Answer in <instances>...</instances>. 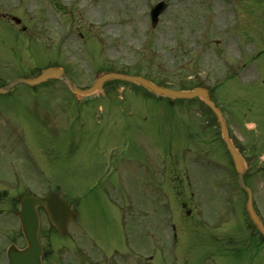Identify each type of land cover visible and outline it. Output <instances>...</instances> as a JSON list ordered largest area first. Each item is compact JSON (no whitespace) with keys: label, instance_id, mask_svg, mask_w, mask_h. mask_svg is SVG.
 I'll return each mask as SVG.
<instances>
[{"label":"rangeland","instance_id":"rangeland-1","mask_svg":"<svg viewBox=\"0 0 264 264\" xmlns=\"http://www.w3.org/2000/svg\"><path fill=\"white\" fill-rule=\"evenodd\" d=\"M158 1L0 0V13L22 19L20 25L0 20V87L30 78L49 64L64 66L82 87L112 66L138 71L177 89L202 81L211 86L214 71L229 62L237 64L242 51L241 56H249L264 48V0H165L167 9L153 29L149 12ZM236 20L240 25L235 27ZM102 93L105 96L85 103L63 83L51 81L35 87L20 83L0 94V161L3 151L26 147L25 165H36L39 175L48 179L29 182L26 190L40 196L58 192L77 211L67 237L53 231L41 211L40 236L48 264L73 262L72 258L83 257L84 250L97 248L102 252L98 259L117 250L129 258L128 263L134 262L130 251L137 248L138 264H264V251L255 262L237 230L236 217L243 214L246 195L236 179L219 190L205 185L207 194L216 197L208 198L201 210L207 217L217 215V226H204L196 216L187 218L171 187L169 209L163 212V185L152 180L153 175L162 178L163 157L155 147L166 141L157 130L149 137L135 130L134 123L125 122L132 119L120 107L132 104L149 121L165 119L168 113H189L167 112L166 97L141 87L112 82ZM258 100L264 104V95ZM174 139L180 144L181 137ZM219 154L225 157L223 149ZM255 172L245 183L264 210V175L253 180L260 175ZM15 187L4 201L8 212L0 214V220L7 222L9 237L23 244ZM157 193L159 200L153 196ZM139 201L146 204L140 205L132 221L129 209L138 210ZM172 223L178 226L176 242L169 234ZM131 225L137 226L138 238ZM225 227L234 231L232 238H227ZM149 241L154 250L146 249Z\"/></svg>","mask_w":264,"mask_h":264},{"label":"flooded vegetation","instance_id":"flooded-vegetation-1","mask_svg":"<svg viewBox=\"0 0 264 264\" xmlns=\"http://www.w3.org/2000/svg\"><path fill=\"white\" fill-rule=\"evenodd\" d=\"M5 19V15H2ZM247 63L235 67L234 63L221 67L212 74L213 84L210 88L211 96L215 104L223 111L228 134L236 147L245 158L249 170H264V104L258 100V96L264 95V51L257 52L250 57L247 55ZM251 64L252 67L247 66ZM198 114L195 118L184 115L169 116L162 121L151 120L142 115V120L136 123L139 132L149 134L150 127L155 125L157 130L164 134L165 145L162 146L163 177H154L153 180L162 182L163 186L170 187L179 196L182 205H186V212L192 213V206L196 208L197 196L204 185L218 183V170L232 168L233 161L229 157L226 145L221 137L218 119L215 115L207 112L205 105L198 100ZM183 104L169 103L171 110L189 111ZM204 111V112H203ZM55 121L50 120V124ZM56 124V123H55ZM53 126V124H51ZM181 137L177 144L175 137ZM20 151H3L0 161V214L8 212L6 208L7 198L10 199L12 186H24L30 183H42L47 180L39 177L35 169L25 165V147ZM225 157L220 155L222 150ZM211 178V182H207ZM155 183V182H154ZM7 186V187H4ZM3 187V188H2ZM169 191H164L163 196H169ZM189 214V215H190ZM2 217V216H1ZM264 220V217L261 216ZM7 222L0 220V264L7 262L6 248L9 243L10 228ZM245 243L250 251L252 259L256 262L261 253V238L252 228L246 224ZM7 245V246H6ZM148 246L154 250L153 241ZM149 249V247H148ZM150 250V249H149ZM117 254V250H115ZM89 261V262H88ZM85 264H90L88 260ZM123 259L113 258L104 264H122Z\"/></svg>","mask_w":264,"mask_h":264},{"label":"water","instance_id":"water-1","mask_svg":"<svg viewBox=\"0 0 264 264\" xmlns=\"http://www.w3.org/2000/svg\"><path fill=\"white\" fill-rule=\"evenodd\" d=\"M165 4L160 3L153 9V24L156 26L159 21V15L164 11ZM17 23H20L19 19H15ZM49 79H60L64 81L73 94L77 98H85L89 96L96 95L101 91L103 85L110 80H121L125 82L136 83L141 85L148 90L163 96L173 97V98H194L202 97L206 103L214 110L218 115L219 121L223 127L224 138L227 141L229 149L231 150L235 163L237 166V171L239 173L240 182L243 185L242 176L245 173V165L243 163L242 156L234 148L232 143L227 137L225 122L222 117L221 112L214 106L210 95H208L207 90L203 88H196L190 91H176L169 88L161 87L150 80L141 76H131L122 73L106 72L101 74L95 84L88 89H80L74 84L68 76L65 74L64 70L59 67H51L44 70L39 76L32 79H19L5 88L0 89V93H6L11 87L18 83H26L30 86H35ZM248 193V212L258 226V228L264 234V225L258 218L256 211L253 206L252 192L249 188L245 187ZM38 206H45L51 222L58 228L62 235H66L68 232V223L75 217V213L71 206L59 195L54 194L49 198L42 199L31 196H23L21 198V210L19 212V217L23 225V232L25 234L28 246L24 250H18L13 248L9 253L10 264H42L41 256L43 254L42 246L39 241L38 232L40 229L39 215L37 212Z\"/></svg>","mask_w":264,"mask_h":264},{"label":"trees","instance_id":"trees-1","mask_svg":"<svg viewBox=\"0 0 264 264\" xmlns=\"http://www.w3.org/2000/svg\"><path fill=\"white\" fill-rule=\"evenodd\" d=\"M119 71H123V72H125L124 70H119Z\"/></svg>","mask_w":264,"mask_h":264}]
</instances>
